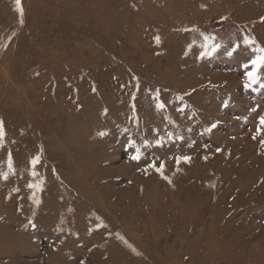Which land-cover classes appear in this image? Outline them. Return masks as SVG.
<instances>
[{
	"label": "rangeland",
	"instance_id": "1",
	"mask_svg": "<svg viewBox=\"0 0 264 264\" xmlns=\"http://www.w3.org/2000/svg\"><path fill=\"white\" fill-rule=\"evenodd\" d=\"M20 8L0 0V264H264V0Z\"/></svg>",
	"mask_w": 264,
	"mask_h": 264
},
{
	"label": "snow or ice",
	"instance_id": "2",
	"mask_svg": "<svg viewBox=\"0 0 264 264\" xmlns=\"http://www.w3.org/2000/svg\"><path fill=\"white\" fill-rule=\"evenodd\" d=\"M17 10L22 11L20 8V0H16ZM248 41H246L247 43ZM261 52H264V49L260 50ZM210 54V53H209ZM250 63L253 65L252 69L245 72L246 82L245 87H250L252 84L257 83V81L260 79V76L258 75V69L261 65H264V55L257 56L255 59L251 60ZM247 67V65L245 66ZM264 86V85H262ZM162 107V105H160ZM260 124L264 125V116L260 117ZM257 132H260V128L258 127ZM0 136H2V128H0ZM255 138V137H254ZM264 143V141H262ZM134 159L137 157H133ZM181 159L187 161L188 157H182ZM35 162V161H34Z\"/></svg>",
	"mask_w": 264,
	"mask_h": 264
}]
</instances>
